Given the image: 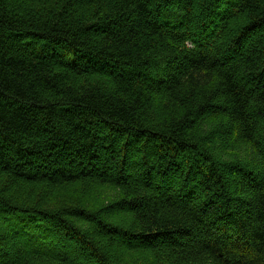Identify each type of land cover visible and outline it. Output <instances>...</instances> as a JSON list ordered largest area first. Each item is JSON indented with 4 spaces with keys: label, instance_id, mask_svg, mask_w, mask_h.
<instances>
[{
    "label": "trees",
    "instance_id": "obj_1",
    "mask_svg": "<svg viewBox=\"0 0 264 264\" xmlns=\"http://www.w3.org/2000/svg\"><path fill=\"white\" fill-rule=\"evenodd\" d=\"M0 264H264V0H0Z\"/></svg>",
    "mask_w": 264,
    "mask_h": 264
},
{
    "label": "rangeland",
    "instance_id": "obj_2",
    "mask_svg": "<svg viewBox=\"0 0 264 264\" xmlns=\"http://www.w3.org/2000/svg\"><path fill=\"white\" fill-rule=\"evenodd\" d=\"M2 231H4V230H2Z\"/></svg>",
    "mask_w": 264,
    "mask_h": 264
}]
</instances>
